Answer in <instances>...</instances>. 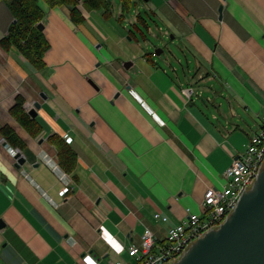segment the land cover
I'll return each mask as SVG.
<instances>
[{
  "label": "crops",
  "instance_id": "1",
  "mask_svg": "<svg viewBox=\"0 0 264 264\" xmlns=\"http://www.w3.org/2000/svg\"><path fill=\"white\" fill-rule=\"evenodd\" d=\"M133 1L122 20L118 0L108 17L79 5V24L67 6L43 3L49 48L38 71L0 49V128L25 145L0 134V264L130 262L145 227L163 241L168 225L201 213L205 191L225 186V169L258 130L264 0ZM138 14L144 40L129 35ZM13 20L1 1L0 38ZM161 38L178 51L161 56ZM17 95L40 105L36 136L10 114ZM51 135L75 152L71 172Z\"/></svg>",
  "mask_w": 264,
  "mask_h": 264
},
{
  "label": "built area",
  "instance_id": "2",
  "mask_svg": "<svg viewBox=\"0 0 264 264\" xmlns=\"http://www.w3.org/2000/svg\"><path fill=\"white\" fill-rule=\"evenodd\" d=\"M186 98L193 93L192 87L183 89ZM32 103L23 105L29 112ZM13 154L15 150L9 147ZM264 166V118L258 130L245 144L244 151L235 157L224 171L225 186L221 189L208 188L202 199L201 213H189L187 217L168 225L166 238L158 241L154 233L145 227L140 243L131 244L127 253L130 262L118 260L112 264H171L177 261L197 239L207 231L217 228L235 208L241 195L250 189ZM154 219L169 222L166 215L155 213Z\"/></svg>",
  "mask_w": 264,
  "mask_h": 264
},
{
  "label": "trees",
  "instance_id": "3",
  "mask_svg": "<svg viewBox=\"0 0 264 264\" xmlns=\"http://www.w3.org/2000/svg\"><path fill=\"white\" fill-rule=\"evenodd\" d=\"M118 1L121 4V14L118 18L122 20L125 14L131 11L134 1ZM43 3L48 7L67 6L74 24H79L84 20V15L81 13L79 5H82L87 10L102 9L106 17L111 14V9L113 8V0H8L9 11L15 21L10 24L7 33L0 38V49L6 53L11 50L19 51L29 65L37 71L43 68L44 62L42 58L45 51L49 48L43 30L37 27L45 15L42 7ZM147 28L146 19L142 14H138L136 23L129 29V35L134 40H144ZM23 102V97L17 95L13 106L10 108V114L29 134L36 136L41 130V126L35 117H31L24 111ZM0 134L10 146L19 150L25 148L24 142L11 126L3 125L0 128ZM49 141L57 149V158L60 166L65 171L71 172L76 161L75 152L64 139L57 135H51Z\"/></svg>",
  "mask_w": 264,
  "mask_h": 264
},
{
  "label": "water",
  "instance_id": "4",
  "mask_svg": "<svg viewBox=\"0 0 264 264\" xmlns=\"http://www.w3.org/2000/svg\"><path fill=\"white\" fill-rule=\"evenodd\" d=\"M37 27L43 30V23ZM39 107L34 103L29 115L35 117ZM15 158L19 164L24 162L19 152ZM171 264H264V166L227 218Z\"/></svg>",
  "mask_w": 264,
  "mask_h": 264
},
{
  "label": "rangeland",
  "instance_id": "5",
  "mask_svg": "<svg viewBox=\"0 0 264 264\" xmlns=\"http://www.w3.org/2000/svg\"><path fill=\"white\" fill-rule=\"evenodd\" d=\"M8 1V0H6ZM154 43V42H153ZM156 44L159 46V48H163V52L161 53V56H169L170 53H174L177 50L176 44H174L169 38L166 39H159V41H156ZM3 51V50H1ZM170 52V53H169ZM249 190V189H248Z\"/></svg>",
  "mask_w": 264,
  "mask_h": 264
},
{
  "label": "bare ground",
  "instance_id": "6",
  "mask_svg": "<svg viewBox=\"0 0 264 264\" xmlns=\"http://www.w3.org/2000/svg\"><path fill=\"white\" fill-rule=\"evenodd\" d=\"M146 60V59H145Z\"/></svg>",
  "mask_w": 264,
  "mask_h": 264
}]
</instances>
